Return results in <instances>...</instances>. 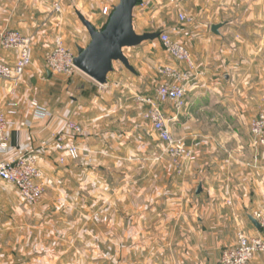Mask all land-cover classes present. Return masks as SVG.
Segmentation results:
<instances>
[{"label": "crops", "instance_id": "1", "mask_svg": "<svg viewBox=\"0 0 264 264\" xmlns=\"http://www.w3.org/2000/svg\"><path fill=\"white\" fill-rule=\"evenodd\" d=\"M141 2L146 0H140L134 9L136 32L167 28L166 22L150 23L145 17L152 10L141 6ZM223 2L216 0L215 9L226 5L228 19L211 22L210 33L201 29L195 41L188 44L195 68L187 85L185 107L177 112L169 103L162 106L165 117L171 120L172 132L194 150L197 162L187 164L185 176L178 182L164 180L163 198L159 199L162 207L154 204L158 202L156 194L152 206L145 210L138 207L126 234L123 220L116 223L117 264H220L221 251L236 242L239 229L250 235L260 230L249 217L254 204L264 201V179L257 177L261 171L264 174L263 165L257 164L264 159V148L253 146L248 123L252 108L264 106V0ZM118 3L64 0L62 11L55 12L53 0H0V29L23 32L32 37L34 46L32 64L16 91L11 93L10 82L0 80V106L11 123L4 158L11 160L32 151L44 185L49 183L48 176L50 183L60 188V182L64 187L71 186V179L79 174L85 177L99 169L105 175L112 169L108 161L128 160L127 147L120 146L132 138L150 140L139 128L130 131L121 127L142 117L137 111L139 106L126 95L141 92L151 96L155 90V69L144 61L155 50V40L144 46L149 52L126 53L125 48L134 71L114 62L104 85L80 70L69 76V83L61 84L63 74L51 72L45 61L57 36L69 40V46L76 49L75 56L79 48L89 44V32L73 14L75 11L77 15L80 6L82 14L101 29ZM218 23H224L219 35L211 31V26ZM135 48L138 46L127 49ZM16 59L17 51L0 44V61L13 64ZM38 107L46 108L51 115L38 117ZM69 120L79 124V134L67 128ZM210 122L215 123L211 129ZM88 124H98L99 130L92 132ZM56 135L78 147L77 159L52 149ZM95 144L99 145V164L92 160ZM142 150L149 158V146ZM200 185L202 191L197 193ZM8 186L0 181L4 204L19 199L18 192L14 195L3 191ZM116 216L117 220L121 218ZM252 264H264V260L255 258Z\"/></svg>", "mask_w": 264, "mask_h": 264}, {"label": "rangeland", "instance_id": "2", "mask_svg": "<svg viewBox=\"0 0 264 264\" xmlns=\"http://www.w3.org/2000/svg\"><path fill=\"white\" fill-rule=\"evenodd\" d=\"M81 1L87 4L91 0H77V2ZM146 3L147 10L152 12L145 18L154 24L166 22L169 27L167 26L163 31L187 49L188 44L195 41L201 29L210 33L211 22L226 21L229 17L226 5L221 6L219 10L215 9L216 0H178L174 3L169 0H146ZM223 3L226 4V0ZM80 8L79 12L82 13L83 5ZM73 14L82 24L75 11ZM67 28L72 29L70 26ZM68 41L63 38L66 48L74 54L76 49L71 48ZM146 42L138 48L124 50L126 53H132L135 50L148 51L144 48L146 44H149L148 41ZM155 44V50L148 51L150 54L144 58L145 64L155 69L153 83L156 85L155 90L163 79L159 72L161 67L171 66L182 72L186 70L193 72L194 69L187 63L173 59L164 50L160 39H156ZM193 61L195 63V60ZM62 76L59 79L61 84L71 81V77ZM155 90L151 96L155 95ZM127 95L126 97L139 106L137 111L142 113V117H139L136 122L124 123L121 129L136 131L139 128L140 132L150 136V140L132 138L127 145L120 146L127 147L125 153L129 155L128 160L123 163L120 160L108 161L112 169L105 175L99 169L93 170L90 174L86 173L85 177L79 174L71 179V186L64 187L60 182V188L50 183V176L47 180L49 183L44 185L42 177L41 184L45 194L36 204L23 201L19 193V199L15 203L4 204L1 202L2 191L0 190V264H117L114 259L116 223L123 220L126 234L138 207L141 210L152 206L156 194L158 197L155 200L158 202L162 200L165 179H171L172 184L183 179L188 163H185L184 169L180 171L165 151L158 133L146 117L149 106L137 100L138 96L146 97V94L130 92ZM261 110H264V106L252 108V117ZM168 121L171 127V120ZM80 125L84 127L85 124ZM214 125L215 123L210 122L208 127L211 129ZM223 125L221 123V126ZM248 125L250 132V123ZM87 126L92 132L99 130L98 124ZM151 134H156L157 137ZM175 137L182 139L176 135ZM93 141L98 142V140ZM147 146L150 148L149 158L143 154L146 151L142 150ZM94 148L92 160L95 164H99V145L95 144ZM115 161L119 162L117 167H115ZM257 164H262L264 167V159L262 161L259 159ZM261 172L262 175L257 177L264 179L263 171ZM101 181L106 183L105 187L101 185ZM11 185L3 191L15 195L18 191L14 185ZM75 196L79 199L68 200L69 197ZM153 196H155L154 199H152ZM45 198L47 203H44ZM158 202L154 201L155 206L162 207L161 201ZM254 205L253 211L259 209L264 212V201ZM116 214L120 215L119 220L116 219ZM105 244L107 247H104ZM255 258L264 260V253L258 254Z\"/></svg>", "mask_w": 264, "mask_h": 264}, {"label": "built area", "instance_id": "3", "mask_svg": "<svg viewBox=\"0 0 264 264\" xmlns=\"http://www.w3.org/2000/svg\"><path fill=\"white\" fill-rule=\"evenodd\" d=\"M169 1L174 3L178 0ZM63 2L64 0H53L54 11L61 12ZM140 5L145 7L147 3L141 2ZM159 38L164 50L173 59L185 62L191 68H195L191 53L183 44L172 40L164 31L160 32ZM0 44L4 49L17 51V59L13 64L0 61V80L10 82V92L13 93L32 64L33 39L19 30L3 28L0 29ZM74 58L75 55L64 45L63 38L57 36L53 48L46 55L47 68L56 74L72 76L78 71L74 65ZM159 72L163 79L158 84L155 95L138 96L137 100L149 106L146 113L147 119L158 133L165 151L182 171L183 165L197 161V156L183 139L175 137L162 106L169 103L177 112L185 107L187 85L192 72L190 70L182 72L171 66L161 67ZM36 115L48 117L51 113L46 108L38 107ZM10 124L6 113L0 106V181L14 185L23 201L36 204L44 196L45 190L41 184L43 175L34 153L26 152L11 160L4 158L9 148L8 128ZM66 126L75 134L81 132V127L74 121L69 120ZM250 133L253 146L255 148L264 147V110L252 117ZM52 149L62 153L66 152L73 159L79 157L78 147L65 143L62 135L55 136ZM64 160L63 157H60V162H64ZM251 215L259 222L260 230L257 234L250 235L243 229H239L236 242L222 250L220 264H252L258 254L264 253V212L256 210Z\"/></svg>", "mask_w": 264, "mask_h": 264}, {"label": "water", "instance_id": "4", "mask_svg": "<svg viewBox=\"0 0 264 264\" xmlns=\"http://www.w3.org/2000/svg\"><path fill=\"white\" fill-rule=\"evenodd\" d=\"M140 0H120L113 8L107 23L101 29L95 27L81 12L77 16L90 35V42L84 48L78 49L74 58L75 67L93 79L98 84L108 82V75L114 69V62L122 63L127 69L134 71L124 49L153 41L160 37V32L137 33L134 28V9ZM224 23L213 24L211 31L219 35ZM202 191V185L197 193ZM252 224L260 229L259 222L252 216Z\"/></svg>", "mask_w": 264, "mask_h": 264}]
</instances>
